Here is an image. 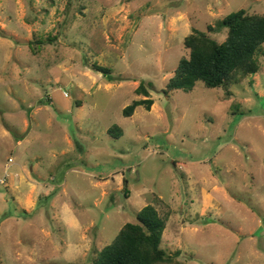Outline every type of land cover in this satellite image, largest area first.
<instances>
[{"label": "rangeland", "instance_id": "1", "mask_svg": "<svg viewBox=\"0 0 264 264\" xmlns=\"http://www.w3.org/2000/svg\"><path fill=\"white\" fill-rule=\"evenodd\" d=\"M239 9L264 0H0V264H94L147 204L185 264H264V60L228 96L164 91Z\"/></svg>", "mask_w": 264, "mask_h": 264}, {"label": "trees", "instance_id": "2", "mask_svg": "<svg viewBox=\"0 0 264 264\" xmlns=\"http://www.w3.org/2000/svg\"><path fill=\"white\" fill-rule=\"evenodd\" d=\"M224 28L226 35L219 42L208 32ZM208 32L193 30L184 38L183 45L188 56H182L168 79L164 91H191L200 81L208 88H221L225 95L230 87L258 72L264 60V13L239 9L226 14L216 26H207ZM48 39V38H47ZM49 40V39H48ZM35 44H40L36 40ZM92 67L111 78L110 68L93 64ZM143 87L141 82L135 90ZM147 96V95H145ZM139 105L150 109L153 100H134L123 109L125 116H131ZM109 133L119 134L117 126H111ZM156 205L147 204L136 214V222H126L116 236L96 250L94 264H185L178 259L180 252L166 253L161 247V236L167 216L161 214Z\"/></svg>", "mask_w": 264, "mask_h": 264}, {"label": "built area", "instance_id": "3", "mask_svg": "<svg viewBox=\"0 0 264 264\" xmlns=\"http://www.w3.org/2000/svg\"><path fill=\"white\" fill-rule=\"evenodd\" d=\"M11 160H12L11 158L8 159V165H9V162H11ZM8 165L5 166V169H6L5 170V173H4L3 177L0 178V185H3V184L6 183V180L8 178V172H7Z\"/></svg>", "mask_w": 264, "mask_h": 264}]
</instances>
